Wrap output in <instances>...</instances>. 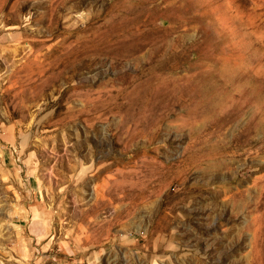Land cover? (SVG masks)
Masks as SVG:
<instances>
[{
  "label": "rangeland",
  "instance_id": "1",
  "mask_svg": "<svg viewBox=\"0 0 264 264\" xmlns=\"http://www.w3.org/2000/svg\"><path fill=\"white\" fill-rule=\"evenodd\" d=\"M0 264H264V0H0Z\"/></svg>",
  "mask_w": 264,
  "mask_h": 264
},
{
  "label": "bare ground",
  "instance_id": "2",
  "mask_svg": "<svg viewBox=\"0 0 264 264\" xmlns=\"http://www.w3.org/2000/svg\"><path fill=\"white\" fill-rule=\"evenodd\" d=\"M154 89V88H153ZM151 90V89H150ZM145 91H146V89H145ZM147 91H148V89H147ZM142 95V94H141ZM148 95V94H147ZM144 97V96H143ZM162 100V99H161ZM153 102V101H152ZM151 107V106H150ZM159 109V108H158ZM148 110H149V108H148Z\"/></svg>",
  "mask_w": 264,
  "mask_h": 264
}]
</instances>
